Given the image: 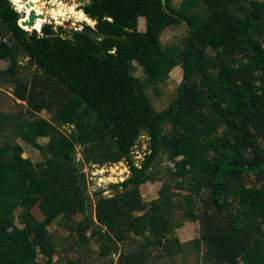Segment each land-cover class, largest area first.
Listing matches in <instances>:
<instances>
[{
	"label": "trees",
	"instance_id": "obj_1",
	"mask_svg": "<svg viewBox=\"0 0 264 264\" xmlns=\"http://www.w3.org/2000/svg\"><path fill=\"white\" fill-rule=\"evenodd\" d=\"M78 11L96 23L100 43L40 19L28 41L21 14L0 0V61L8 60L0 75L32 116L50 114L15 125L44 161L0 142V264H41L40 256L54 264L62 251L49 228L59 219L65 239L95 243L99 259L122 245L119 264H174L185 253L177 229L187 221L199 223L195 264H264V0H90ZM181 23L188 35L166 47L163 35ZM176 66L177 94L156 110L149 91L157 95ZM31 67L46 78L21 77ZM21 117L0 112V131ZM144 135L150 145L138 165L132 153ZM121 162L131 175L110 185L111 196L95 193L93 205L84 167ZM158 182L157 199L146 202L143 188ZM69 264L93 258L81 253Z\"/></svg>",
	"mask_w": 264,
	"mask_h": 264
},
{
	"label": "rangeland",
	"instance_id": "obj_2",
	"mask_svg": "<svg viewBox=\"0 0 264 264\" xmlns=\"http://www.w3.org/2000/svg\"><path fill=\"white\" fill-rule=\"evenodd\" d=\"M34 1H40V0H34ZM43 1V7L44 8V14L46 17H48L47 21L44 23L45 25H50L49 19L53 18L48 14V12H51L53 10H61V16L62 19L57 23L54 21V30L58 32V28H62L64 31L71 33L78 30H82L85 25L95 28V24L91 26L90 24L82 21L83 17L88 19L86 16L82 14V12L78 11L79 8L83 7L85 4H87L90 0H41ZM12 6L15 8V10L21 14L22 20H26L25 18L27 15L22 12L24 7L27 9L36 8L33 6L32 8H29L30 3L35 4L31 0H25L20 3V5H17L13 3V0H10ZM181 2V0H174L175 5H178ZM40 2L36 3L38 5ZM68 8V9H66ZM70 8L75 9V14H80L79 18H71V16L67 15ZM68 10V12H67ZM40 11V10H39ZM47 13V14H46ZM20 21V22H21ZM20 26V25H19ZM42 26V27H43ZM2 27L1 21H0V28ZM21 30L25 31V29L19 27ZM141 32H145L146 25L145 20L140 19L139 20V28ZM26 32V31H25ZM27 33V32H26ZM59 34V33H57ZM188 35V27L186 24L181 23L179 26H172L168 28V31L163 35L162 41L163 44L166 47H169L173 44H176L178 42H181L184 37ZM64 37V35H63ZM1 38V37H0ZM5 39L9 40L8 42L12 44V41L10 37H5ZM21 66H28L29 64V57L20 55L19 57ZM8 66V60L0 61V71H3ZM136 71L135 74L140 77H144L143 70L135 63ZM21 77L25 78V76L28 78L32 75V73H38L41 77L46 78L43 75V72L38 71L35 67H31L29 69H23L21 68ZM183 78V69L180 66H176L172 72L170 73V78L165 82L159 85V88L157 91V95H155L151 90L149 91V98L150 103L153 107L156 108V110H163L165 109L169 103L174 99V97L177 94V87L181 83ZM0 112L6 115L10 114H19L22 115V117L18 120L17 118H13L14 122L9 124L8 129H5L3 132L0 131V142L5 143H19L21 144L24 149L25 153L23 156L25 158H30L34 163L42 162L44 161V158L42 154L33 147L31 142H27L26 139L21 136L19 137L18 131L15 127L16 124H20L21 122H29L32 123L36 118L42 117L47 120L50 119V114L45 112H42L36 116H32L28 112V107L26 103H21L18 101V99L15 97L14 94V87L12 85L7 84L5 81H3V77L0 75ZM63 132L68 134L71 131V127L64 126L60 128ZM40 144H47L49 139L47 138H39L36 140ZM150 141L149 138L144 135L141 137L140 141L137 143L136 147L133 151V159L136 162V164L140 165L145 157L146 152L149 149ZM82 150L78 146L77 147V161L81 162L83 156L81 154ZM163 166L173 167V163H168L166 161L163 162ZM115 170V171H114ZM84 173L87 180V187L91 198V203L94 205L96 203V197L95 193L98 191H103V195L105 196H111L114 194V191L110 188V185L112 184H119L124 182L130 175L131 172L129 170L128 164L126 162H121L118 164L110 165V166H104L102 168H99L98 166H85L84 167ZM247 183L251 184L253 182V177L246 176ZM161 187V183H155V184H148L147 187L143 188V197L146 202H149L151 200H155L158 197V192ZM92 208V207H91ZM95 206L92 209V217L95 219ZM33 214L36 219L39 221L43 220V215L40 213L38 208H35L33 210ZM85 214H79L77 217H75L76 221H81L84 218ZM53 239L57 242L59 249L62 251L61 256H57L54 259V264H69V261L71 259H75L77 257H81V253H90L93 258V264H119L120 260L122 258V252L124 251V248L122 245H119L118 247V253L112 257L106 258V259H99V256L97 254L98 247L95 243L88 244L81 248L80 245H78L75 240L72 239H65L69 235V232L62 229L60 219L57 220L53 226L49 228ZM178 232V240L179 242L184 246L185 253L184 254H177L178 256L175 257L174 264H195L197 262V258L195 256L196 251L192 248V240L195 239V237L199 234V223L196 221H187L185 222L184 226H181L177 229ZM68 251L64 252L63 250L66 249ZM176 249V247H173ZM61 259L58 261V259ZM39 261L41 264H46V261L43 259V257L40 256ZM168 259L160 260L157 264H164L167 262Z\"/></svg>",
	"mask_w": 264,
	"mask_h": 264
},
{
	"label": "water",
	"instance_id": "obj_3",
	"mask_svg": "<svg viewBox=\"0 0 264 264\" xmlns=\"http://www.w3.org/2000/svg\"><path fill=\"white\" fill-rule=\"evenodd\" d=\"M162 3H163V6L166 7L167 0H162ZM33 6H34V4L30 3L29 8H32ZM39 19L40 20H45V16L37 15L35 11H32L26 21L24 20V21L19 22V25L21 26V28L23 27V28L31 30L30 32L26 33V38H27L28 41L30 39V35L32 34V32H37V31H35L34 26H35V23ZM48 21H49L51 26L54 25V21L52 19H49ZM91 22H93V21H91ZM94 24L96 26V23H94ZM78 31H80V32L84 31L86 36L93 38L97 43H100L101 42V38L104 37V36L98 35L96 30L93 29V28H92V30H84V29H82V30H78ZM106 234H108V233L106 232Z\"/></svg>",
	"mask_w": 264,
	"mask_h": 264
},
{
	"label": "bare ground",
	"instance_id": "obj_4",
	"mask_svg": "<svg viewBox=\"0 0 264 264\" xmlns=\"http://www.w3.org/2000/svg\"><path fill=\"white\" fill-rule=\"evenodd\" d=\"M23 0H20V3L22 2ZM44 5H43V1H40V3L37 5V9L38 10H42V7H43ZM66 9H68V8H66ZM67 12H68V10H67ZM44 14V13H43ZM52 18H53V20L54 21H56L57 23H59V21L62 19V17H60L61 16V10L59 9H57V10H53V11H51V12H49L48 13ZM67 15H69V16H71V18H79V17H82V16H80V14H77V16H76V14H75V9L74 8H70L69 9V12H68V14ZM44 16V15H43ZM48 19V17H46L45 16V20H47ZM79 19H81V18H79ZM82 21H84V22H86V23H88V24H90L91 26H93V22H91L89 19H86V18H84L83 17V20ZM34 28H36L35 26H34ZM28 32H30V31H28ZM115 171V170H114Z\"/></svg>",
	"mask_w": 264,
	"mask_h": 264
},
{
	"label": "flooded vegetation",
	"instance_id": "obj_5",
	"mask_svg": "<svg viewBox=\"0 0 264 264\" xmlns=\"http://www.w3.org/2000/svg\"><path fill=\"white\" fill-rule=\"evenodd\" d=\"M23 1H25V0H23ZM23 1H22V2H23ZM31 1H33V2L35 3L34 6L36 7V8H33L32 11H35L37 15H40V16H43V15H44V16H45V14H43V13H45V12H44V8H42V10H40V11L37 9V5H36V3L40 2L41 0H40V1H34V0H31ZM32 11H31V9L28 11V14H27L26 20L28 19L29 15H30V13H31ZM48 13H49V12H48ZM46 14H47V13H46Z\"/></svg>",
	"mask_w": 264,
	"mask_h": 264
},
{
	"label": "clouds",
	"instance_id": "obj_6",
	"mask_svg": "<svg viewBox=\"0 0 264 264\" xmlns=\"http://www.w3.org/2000/svg\"><path fill=\"white\" fill-rule=\"evenodd\" d=\"M13 3L17 4V5H20V0H13ZM22 7V5H20ZM42 29V28H41ZM41 29H40V32H41ZM37 33V32H36Z\"/></svg>",
	"mask_w": 264,
	"mask_h": 264
},
{
	"label": "built area",
	"instance_id": "obj_7",
	"mask_svg": "<svg viewBox=\"0 0 264 264\" xmlns=\"http://www.w3.org/2000/svg\"><path fill=\"white\" fill-rule=\"evenodd\" d=\"M37 33L39 34V33H40V30L37 31ZM4 42H5L7 45H9L7 41L4 40Z\"/></svg>",
	"mask_w": 264,
	"mask_h": 264
},
{
	"label": "crops",
	"instance_id": "obj_8",
	"mask_svg": "<svg viewBox=\"0 0 264 264\" xmlns=\"http://www.w3.org/2000/svg\"><path fill=\"white\" fill-rule=\"evenodd\" d=\"M18 101L22 103V101H20V100H18ZM23 103H24V102H23Z\"/></svg>",
	"mask_w": 264,
	"mask_h": 264
}]
</instances>
